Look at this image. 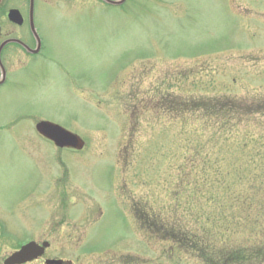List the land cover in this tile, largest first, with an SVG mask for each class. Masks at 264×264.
<instances>
[{
  "label": "rangeland",
  "instance_id": "obj_1",
  "mask_svg": "<svg viewBox=\"0 0 264 264\" xmlns=\"http://www.w3.org/2000/svg\"><path fill=\"white\" fill-rule=\"evenodd\" d=\"M69 2L72 8L51 12L63 23L48 43L55 38L52 57L69 72L71 100L55 98L65 79L51 59H38L24 85L0 93V119L21 111L29 97V111L57 118L84 146L57 148L37 133L15 139L3 130L11 126L0 129V264L30 238L50 246L25 264H45L44 257L73 264H209L191 248L146 235L143 216L130 209L131 197L142 199L166 223L200 226L187 213L193 185L185 188L200 173L186 179L185 172L194 163L199 171L204 150L215 160L206 192L211 201L199 196L191 213L226 214L228 202L230 250L261 241L264 180L255 175L264 146L244 144L247 120L230 129L227 141L209 144L207 121L167 111L158 99L168 91L264 99V0ZM251 118L252 130L264 134V115ZM257 152L253 165L244 161ZM253 183L261 189L255 192ZM240 199L249 203L244 210Z\"/></svg>",
  "mask_w": 264,
  "mask_h": 264
},
{
  "label": "trees",
  "instance_id": "obj_2",
  "mask_svg": "<svg viewBox=\"0 0 264 264\" xmlns=\"http://www.w3.org/2000/svg\"><path fill=\"white\" fill-rule=\"evenodd\" d=\"M168 97L162 96L158 105H165L168 108V111L175 112L181 116H184L189 113H196L199 119H203L206 122V125L203 127H211L213 132L210 137L206 138V141L209 144H212L216 139L217 141L224 142L227 141L230 136V129L235 128L241 120H247L244 123L246 127L245 138H248L249 141L245 140L244 144L247 142L253 144L254 146L262 145L264 146V134L258 135L254 130L250 121L251 116L256 117L259 115H264V99L258 100L255 98H246V97H237L234 95L222 94V95H176L172 93L167 94ZM244 116V118H242ZM203 145L205 143L203 142ZM201 149V144L197 148V151ZM204 150V149H203ZM202 153V165L197 171L196 164L191 167L186 168V179L189 178L190 173L196 174L200 173L201 180H190L191 182H185V188H188L190 184L193 185L191 194L189 195L188 201L193 204L191 208H188L187 213L195 216V221L198 223V220L202 223L197 224L194 227L189 222H183L180 225H176L174 222H165L163 218H148V225L151 229V234H160L162 238H167L173 240L177 245H180L179 248L183 246L186 251H191L194 255L201 257L203 260L207 259L209 264H229L231 259H237L235 254H242L240 259L244 257L243 248L239 245L231 251L233 247V240L231 245L228 247V237L226 234L227 225L224 223V218L228 214V202L226 205V214L223 213V210L220 209V214L217 212H197L191 213L195 210L194 204L197 202L199 196L203 199V202L211 201L206 195L207 186L210 184V169L213 168V160H210V152L204 150ZM250 156L248 161L252 162V165L257 161L255 160V155H261L260 152L257 154L248 153ZM263 157L260 158L259 170L261 166L263 169L261 172L258 170V174L255 176H260L264 180V153ZM193 161V160H191ZM215 161V160H214ZM221 166L218 164L216 169H219ZM197 178V177H196ZM195 181V183H193ZM199 183H201L199 185ZM198 185L200 191L198 190ZM262 185L258 183H253V190L257 192L260 190ZM183 188V185H182ZM206 189V191H205ZM241 205L239 206L242 210L246 209L249 206L246 201L239 200ZM233 202V201H231ZM220 206L224 204V200L219 203ZM246 213V212H245ZM206 222V223H204ZM205 224V225H204ZM213 228H207V225H211ZM236 224V222H234ZM223 225L224 228L222 227ZM188 244V247H187ZM191 248V250H190ZM228 250V252H227ZM229 255L226 261V258L222 255ZM229 261V262H228ZM221 262V263H220ZM235 262V261H234Z\"/></svg>",
  "mask_w": 264,
  "mask_h": 264
},
{
  "label": "flooded vegetation",
  "instance_id": "obj_3",
  "mask_svg": "<svg viewBox=\"0 0 264 264\" xmlns=\"http://www.w3.org/2000/svg\"><path fill=\"white\" fill-rule=\"evenodd\" d=\"M69 1L71 0H0V93L10 91L16 85H24V78L36 60L51 59L54 62V70L58 69L61 77L65 79L64 84L57 86L55 98L59 96L68 104L72 97L73 83L69 84L67 68L52 57L54 55L51 44L55 38L52 37L50 44L48 41L63 23L58 18H52L51 12L72 8L73 3ZM76 3L78 2L74 4ZM11 8L18 11L13 19L8 16ZM50 48L51 54H49ZM46 76L50 77V73ZM31 103L32 99L25 97L21 111L0 119V129L11 126V129L3 130L13 133L12 138L18 139L29 137L32 132L35 133L34 127L38 120L46 119L62 124L57 118L37 115L29 111L27 107ZM64 112L68 114L67 109H64ZM259 264H264V259Z\"/></svg>",
  "mask_w": 264,
  "mask_h": 264
},
{
  "label": "water",
  "instance_id": "obj_4",
  "mask_svg": "<svg viewBox=\"0 0 264 264\" xmlns=\"http://www.w3.org/2000/svg\"><path fill=\"white\" fill-rule=\"evenodd\" d=\"M106 1L115 4V3H120L122 0H106ZM38 126L41 129L45 131L48 130L52 133L59 131V133L53 135V138L55 139L56 143L59 145H64V144L72 145V146L79 148L83 144V141L79 136H77L76 134L69 133L68 131L62 129L61 127H58L57 125L43 121L39 123ZM47 245H48L47 241H43L41 244L35 241H29L26 244L22 245L20 249L14 251L7 258H5L4 263L5 264H15V263H21L26 260L32 259L40 255L44 251V247ZM46 262L49 264H61L62 263L60 259H47Z\"/></svg>",
  "mask_w": 264,
  "mask_h": 264
}]
</instances>
